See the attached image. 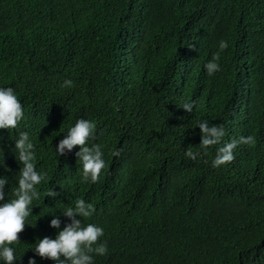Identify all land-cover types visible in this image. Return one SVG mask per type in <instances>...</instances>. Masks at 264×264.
<instances>
[{
  "label": "trees",
  "instance_id": "obj_1",
  "mask_svg": "<svg viewBox=\"0 0 264 264\" xmlns=\"http://www.w3.org/2000/svg\"><path fill=\"white\" fill-rule=\"evenodd\" d=\"M217 54L220 70L209 75ZM7 87L24 116L0 129V205L15 198L21 132L47 173L9 245L14 264H55L34 247L71 223L63 212L77 199L95 212L76 219L104 231L107 253L94 264H264V0H0ZM193 101L192 113L182 109ZM81 118L95 123L89 146L106 162L96 183L83 180L79 146L56 152ZM201 121L225 131L207 150ZM241 136L255 143L213 167L217 149Z\"/></svg>",
  "mask_w": 264,
  "mask_h": 264
},
{
  "label": "clouds",
  "instance_id": "obj_2",
  "mask_svg": "<svg viewBox=\"0 0 264 264\" xmlns=\"http://www.w3.org/2000/svg\"><path fill=\"white\" fill-rule=\"evenodd\" d=\"M228 45L225 41L220 42V48L225 49ZM219 59V54L213 57V61L206 64L209 75L220 70V66L214 62ZM72 81H65V87H71ZM195 102H186L182 105L187 113H192ZM24 112L14 89L11 87L0 88V129H14L23 119ZM201 132L200 147L207 150L209 147L221 142L225 131L222 126L209 125L208 121H201L198 124ZM96 125L94 122L79 119L75 126L71 127L63 139L56 147L59 156L65 154V150L71 151L74 146H79L80 151L76 153L83 167V180H91L96 183L100 180L101 172L106 167L103 159V152L99 144L89 146V141L95 138ZM253 136L239 137L231 142L224 144L217 149V155L212 161L213 167L234 161L233 150L240 144H254ZM15 149L18 153V162L23 165L19 171L18 187L14 192V199L0 205V259L4 264H14L17 259L15 250L9 245L18 243L19 235L23 232L26 225V218L32 214L33 200L40 198L37 185L46 180V172H38L34 163L36 159L35 145L29 138L27 132H21L19 139L15 141ZM119 156L120 152L113 153ZM185 155L190 159L196 160L201 153L193 152L188 149ZM8 183L7 177L0 178V201L5 199L4 188ZM58 195L52 189L47 192V197L55 198ZM95 212L92 204L86 203L83 199L75 201V207L67 208L63 214L71 219L63 230L59 231L56 238L44 237L34 247V251L41 258L55 261V264H94L93 254L105 255L107 253L106 243H99L104 235L101 227L95 224L83 225L77 216L89 218ZM60 219L53 218L51 227L59 229ZM28 264H36L35 259H29Z\"/></svg>",
  "mask_w": 264,
  "mask_h": 264
},
{
  "label": "bare ground",
  "instance_id": "obj_3",
  "mask_svg": "<svg viewBox=\"0 0 264 264\" xmlns=\"http://www.w3.org/2000/svg\"><path fill=\"white\" fill-rule=\"evenodd\" d=\"M69 155V154H68ZM70 156H71V154H70Z\"/></svg>",
  "mask_w": 264,
  "mask_h": 264
}]
</instances>
